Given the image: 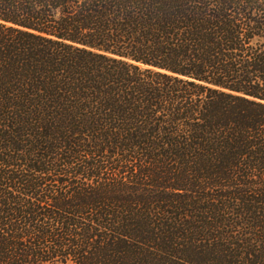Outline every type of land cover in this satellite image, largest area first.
Returning <instances> with one entry per match:
<instances>
[{
  "label": "trees",
  "instance_id": "1",
  "mask_svg": "<svg viewBox=\"0 0 264 264\" xmlns=\"http://www.w3.org/2000/svg\"><path fill=\"white\" fill-rule=\"evenodd\" d=\"M0 264H264V0H0Z\"/></svg>",
  "mask_w": 264,
  "mask_h": 264
}]
</instances>
